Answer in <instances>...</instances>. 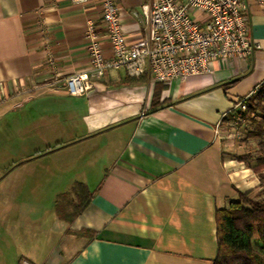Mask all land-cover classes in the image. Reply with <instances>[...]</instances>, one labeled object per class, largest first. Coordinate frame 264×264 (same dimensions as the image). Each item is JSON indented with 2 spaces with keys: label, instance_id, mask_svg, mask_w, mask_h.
I'll use <instances>...</instances> for the list:
<instances>
[{
  "label": "crops",
  "instance_id": "obj_1",
  "mask_svg": "<svg viewBox=\"0 0 264 264\" xmlns=\"http://www.w3.org/2000/svg\"><path fill=\"white\" fill-rule=\"evenodd\" d=\"M113 1L127 42L142 40L140 0ZM99 3L0 0V264H212L216 210L259 190L220 138L264 84V17L251 4L248 59L168 84L109 70L73 96L64 80L89 69ZM75 183L87 203L70 195L61 221Z\"/></svg>",
  "mask_w": 264,
  "mask_h": 264
},
{
  "label": "built area",
  "instance_id": "obj_2",
  "mask_svg": "<svg viewBox=\"0 0 264 264\" xmlns=\"http://www.w3.org/2000/svg\"><path fill=\"white\" fill-rule=\"evenodd\" d=\"M251 4L264 17V0H140L139 13L133 15L139 18L143 39L129 44L118 6L113 0H100L99 19L87 20L83 31L89 69L64 80L67 93L83 95L109 70H124L132 78L146 72L154 83L168 84L209 74L215 62L248 59L259 48L250 39ZM101 39L109 43L107 52ZM245 100L238 109L246 108Z\"/></svg>",
  "mask_w": 264,
  "mask_h": 264
},
{
  "label": "trees",
  "instance_id": "obj_3",
  "mask_svg": "<svg viewBox=\"0 0 264 264\" xmlns=\"http://www.w3.org/2000/svg\"><path fill=\"white\" fill-rule=\"evenodd\" d=\"M127 80L135 82L136 79ZM245 99L246 108L233 110L228 121L242 129L240 142L247 149L243 154L229 156L259 178L261 192L253 199L248 196L250 192L238 193L237 199L227 207L216 210L217 254L212 264H264V84ZM251 141L255 144L249 145ZM70 195L81 200L78 210L87 203L84 202L88 199L86 188L75 183L69 193L56 198L54 210L61 221L70 222L75 217L67 212Z\"/></svg>",
  "mask_w": 264,
  "mask_h": 264
},
{
  "label": "rangeland",
  "instance_id": "obj_4",
  "mask_svg": "<svg viewBox=\"0 0 264 264\" xmlns=\"http://www.w3.org/2000/svg\"><path fill=\"white\" fill-rule=\"evenodd\" d=\"M226 126H227V130L220 138V140L225 142L224 151L229 153H231L232 151H236L239 154H243L247 148L245 144L240 142V139L243 137L242 129H239L238 126H236L233 121L228 122ZM254 144L255 142L253 141L249 142V145H254ZM260 189L261 188L259 187V190H255L254 192L248 193V196L252 199L257 197V195H259L261 192ZM262 197L264 200V195Z\"/></svg>",
  "mask_w": 264,
  "mask_h": 264
}]
</instances>
